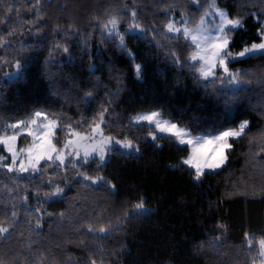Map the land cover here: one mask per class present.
I'll return each instance as SVG.
<instances>
[{"label":"trees","instance_id":"trees-1","mask_svg":"<svg viewBox=\"0 0 264 264\" xmlns=\"http://www.w3.org/2000/svg\"><path fill=\"white\" fill-rule=\"evenodd\" d=\"M216 2L244 20L232 35L233 52L259 42L264 0ZM210 3L0 0V124L45 111L75 126L107 107L104 132L139 147H114L103 165L81 161L76 169L66 165V173L0 170V227L9 229L0 233L2 264H256L257 241L264 238V56L230 62L239 84L198 79L186 64L193 48L165 30L174 15L198 24ZM131 10L144 31L128 30ZM112 16L120 19L134 59L103 29ZM173 51L183 67L173 62ZM136 63L142 65L139 79ZM154 110L193 133H216L244 120L249 126L231 141L227 162L195 181L180 163L189 146L164 134L153 141L150 125L130 122ZM77 171L102 175L116 187L92 184ZM49 178L64 188L62 196L44 197ZM141 198L145 210L136 214L132 206ZM110 225L109 233L95 231ZM245 234L253 237L252 248Z\"/></svg>","mask_w":264,"mask_h":264},{"label":"snow or ice","instance_id":"snow-or-ice-1","mask_svg":"<svg viewBox=\"0 0 264 264\" xmlns=\"http://www.w3.org/2000/svg\"><path fill=\"white\" fill-rule=\"evenodd\" d=\"M194 3L199 4L200 0H194ZM8 11L11 12L12 9L9 8ZM130 16L132 22L129 23L128 30L144 31L137 22L135 10H131ZM119 23L120 19L112 16L107 23L103 24V29L110 38L118 39L119 47L134 59L125 45L124 34L118 31ZM243 25V18L230 17L226 10L218 7L216 0H211L209 10L204 12L199 23L195 26L190 27L187 18L181 17L180 21L170 19L165 25V30L166 33L175 34L174 39L183 38L193 48L187 57L186 64L195 70L198 79H220L223 83L226 77L229 82L239 84V73L230 71V62L245 57L264 56V21L260 22V27L257 30L258 43L246 44L238 52L231 50L232 35L243 28ZM4 43L3 38H0V46ZM63 50L68 51L66 47ZM171 56L175 64L183 67L179 56L174 51ZM15 67L17 69L15 75L18 76L21 68L19 61L16 62ZM133 67L136 77L139 79L142 65L136 63ZM217 69H220L222 73L219 77ZM91 95L92 93H87V96ZM107 113L108 108L101 107L91 121H78L75 127L71 123H61L59 117L45 111H35L26 120H18L6 125L0 124V146H3L7 153V155H0V170L6 169L8 172L17 174L28 173L43 176L51 167H54V173L56 170L66 173V165L76 169L78 162L81 161L83 164H87L91 160L97 162L98 166L103 165L108 154L113 151L114 145L139 152V147L134 141L127 138L117 140L113 136L105 135L104 130L109 127L105 120ZM130 122L136 124L146 122L150 125L153 131L149 132V136L153 141L160 138L159 134H164L166 138L173 139L180 145L189 146L187 157L180 163L191 170L192 179L195 181H200L207 171L219 169L226 163L228 160L227 150L233 147L230 141L243 136L249 126V121L244 120L235 128H228L215 134L194 136L187 127L165 118L161 110L137 114L131 118ZM58 133L63 134L60 146L56 143L61 139ZM21 136L30 138V142L26 143L24 147L17 146ZM75 175L85 181H91L92 184L103 183L110 189L116 187L102 175L90 176L86 172L80 171L75 172ZM47 183L51 190L43 193L46 199L62 196L63 187L53 183L51 178ZM253 194L255 195V193ZM39 195L38 191L37 196ZM24 199L26 200L27 197L25 196ZM132 207L134 213L141 214L145 210V203L141 198ZM36 211L39 212L40 209L37 208ZM12 215L15 217L16 213L13 212ZM37 227H39V221H37ZM112 227L111 225L100 227L95 231L109 233ZM8 230L7 227H0V233H6ZM88 231H94L91 225L88 226ZM245 243L249 248L254 246L253 237L250 234H245ZM257 244L259 255L264 261V238H260ZM89 264H96V260H90Z\"/></svg>","mask_w":264,"mask_h":264},{"label":"rangeland","instance_id":"rangeland-1","mask_svg":"<svg viewBox=\"0 0 264 264\" xmlns=\"http://www.w3.org/2000/svg\"><path fill=\"white\" fill-rule=\"evenodd\" d=\"M218 7H220L219 5H218ZM221 8V7H220ZM223 9V8H222ZM225 10V9H224ZM181 17H185V18H187L186 16H180V17H177L176 15H174L173 16V18H172V20H174V21H180L181 20ZM187 20H188V22H189V26L191 27V26H195V25H191L190 24V21H189V19L187 18ZM120 23H119V25H118V31L121 33V31H120ZM179 26V25H178ZM209 27H211V25L209 24ZM258 43V42H257ZM250 45V44H249ZM220 69H217V73H218V71H219ZM230 71H232L231 69H230ZM233 72V71H232ZM232 85H236V83H231ZM155 111V110H154ZM146 112H149V111H141V112H138V113H136L134 116H136L137 114H141V113H146ZM133 116V117H134ZM31 117V116H30ZM30 117H28V118H30ZM165 117V116H164ZM28 118H26V119H28ZM165 118H167V117H165ZM25 119V120H26ZM167 119H169V118H167ZM171 120V119H170ZM173 121V120H172ZM173 122H175V121H173ZM13 123H15V122H13ZM141 123H146V122H141ZM75 127V126H74ZM185 127V126H184ZM189 129V128H188ZM191 131V130H190ZM192 132V131H191ZM105 133V132H104ZM216 133H218V132H216ZM192 134L194 135V136H198V135H207V134H209V133H193L192 132ZM213 134H215V133H213ZM105 135L107 136V134L105 133ZM22 138V140L23 141H20V139ZM63 138V137H62ZM62 138H61V140H62ZM20 139L18 140V147H24L25 145H26V143H28V142H30V138H27V137H25V136H21L20 137ZM115 139H117V138H115ZM61 140L59 141V140H57L56 141V143H57V145L58 146H60V143H61ZM117 140H121V139H117ZM231 142V141H230ZM0 147H3V146H0ZM114 147H120L119 145H114L113 146V148ZM121 148V147H120ZM121 149H123V148H121ZM5 150V149H4ZM124 150H127V151H132V150H128V149H124ZM2 155H7V153H6V150H5V154H2ZM226 155L228 156V150H227V153H226ZM107 158V157H106ZM227 162V161H226ZM42 164H43V162H42ZM23 174H27V173H23ZM88 182H91V181H88ZM258 250H259V247H258ZM256 264H264V261H262V259H261V257H260V255H259V253H258V256H257V261H256Z\"/></svg>","mask_w":264,"mask_h":264}]
</instances>
